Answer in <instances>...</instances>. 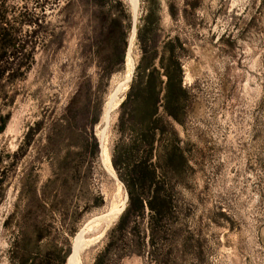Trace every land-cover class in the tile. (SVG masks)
<instances>
[{"label":"rangeland","instance_id":"obj_1","mask_svg":"<svg viewBox=\"0 0 264 264\" xmlns=\"http://www.w3.org/2000/svg\"><path fill=\"white\" fill-rule=\"evenodd\" d=\"M0 24L22 46L0 61V264H264V0H7ZM150 169L172 206L126 247V183Z\"/></svg>","mask_w":264,"mask_h":264},{"label":"trees","instance_id":"obj_2","mask_svg":"<svg viewBox=\"0 0 264 264\" xmlns=\"http://www.w3.org/2000/svg\"><path fill=\"white\" fill-rule=\"evenodd\" d=\"M6 2L7 0H0V23L5 20V9H6ZM125 35L123 33L122 28L117 23V21L112 20L111 23V47L112 50L116 51L117 53V59L122 60L123 57V50L126 46V40ZM168 46V52L169 55L167 57L168 62V68L167 65L163 69V74L166 77V80L164 82V92H163V101H164V109L165 111L173 116L175 119L177 118L176 112L171 109L170 107V101L171 96L173 93H184V89L181 88L179 83V62L176 59V56L172 54L173 52L172 48H169ZM171 46V45H170ZM22 46L15 43L14 38L12 37V34L9 32V30L2 26L0 24V61H2L3 58L6 57L7 50L10 52H17L21 50ZM10 49V50H9ZM25 56V59L27 60V67L30 66L31 62L33 61V54L31 53V50H28ZM2 66V65H1ZM7 69V66L3 65L0 67V76L5 73V70ZM23 73L21 72V75ZM157 74L155 71L150 72V75L153 76V78H156ZM9 75V72L7 74ZM160 83L161 80L156 82L155 86L152 87V92L150 95V102H149V108L146 109V115L149 117H153L156 115L157 110V100H158V93L160 90ZM1 87V85H0ZM136 114L131 112V117L135 118ZM9 118V114H6L4 116H0V132L3 131L5 124L7 122V119ZM34 128H30V132L26 134L27 136V142L29 140V137L33 134ZM151 141L149 140V144ZM145 167V164L142 165ZM147 167V166H146ZM150 171V177H146L145 179H140L139 181V190L134 192L133 189L129 184L126 183L127 193H128V200L127 204L120 214V216L117 219V222L115 224L114 229L120 231L119 238L123 240V244L128 247L129 239L124 235V232H126L127 229L133 228V225H130L132 223V220L135 216H139L142 214V212L145 209L149 210V226L147 228L148 234L146 233L145 240L146 244L149 245L153 241V228L155 226V222L159 219V216H161L163 213H166L168 210H170V207L172 206V200L171 196L169 194V191H160V186L152 179L153 171L152 169ZM115 242H111V244H115ZM140 245L142 249L144 248V242L141 240ZM149 255V252H148ZM118 258H122V254L118 255ZM64 258L61 260L60 264H63Z\"/></svg>","mask_w":264,"mask_h":264},{"label":"bare ground","instance_id":"obj_3","mask_svg":"<svg viewBox=\"0 0 264 264\" xmlns=\"http://www.w3.org/2000/svg\"><path fill=\"white\" fill-rule=\"evenodd\" d=\"M132 1V4H133V9H134V11H136V9H137V6H138V0H131ZM133 29V28H132ZM133 34H134V30H133ZM133 34H131L132 36H133ZM130 55V45H129V47H128V49H127V56H129ZM127 62V61H126ZM127 64V63H126ZM133 61L132 60H130V67H131V69L133 68ZM123 210V209H122ZM121 210V211H122Z\"/></svg>","mask_w":264,"mask_h":264}]
</instances>
